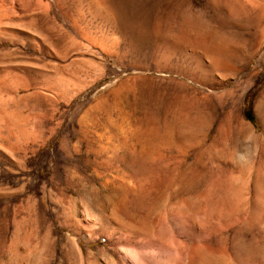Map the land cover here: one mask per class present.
Instances as JSON below:
<instances>
[{
    "label": "rangeland",
    "instance_id": "obj_1",
    "mask_svg": "<svg viewBox=\"0 0 264 264\" xmlns=\"http://www.w3.org/2000/svg\"><path fill=\"white\" fill-rule=\"evenodd\" d=\"M2 1L4 259L264 264V0Z\"/></svg>",
    "mask_w": 264,
    "mask_h": 264
},
{
    "label": "bare ground",
    "instance_id": "obj_2",
    "mask_svg": "<svg viewBox=\"0 0 264 264\" xmlns=\"http://www.w3.org/2000/svg\"><path fill=\"white\" fill-rule=\"evenodd\" d=\"M2 1V0H1ZM0 1V2H1ZM6 1V0H5ZM4 1V2H5ZM246 1V0H245ZM3 2V1H2ZM7 2V1H6ZM247 2V1H246ZM245 2V3H246ZM252 3V2H251ZM7 4V3H6ZM5 4V5H6ZM253 4H255V2H253ZM252 4V5H253ZM4 5V4H3ZM8 5H6V7H7ZM12 6V5H11ZM248 6V5H247ZM256 6V5H255ZM5 7V6H4ZM3 7V8H4ZM9 9L8 10H11V7H8ZM14 8V7H13ZM198 9V8H197ZM252 9V8H251ZM4 10V9H3ZM8 10L6 9V13H8ZM0 11H2L1 9H0ZM5 11V10H4ZM12 11H10V13H11ZM204 12V11H203ZM2 13H3V11H2ZM1 12H0V21H2V19L1 18H3V17H1V14H2ZM194 12H192V14H193ZM205 13H206V11H205ZM11 14H13V13H11ZM198 14V13H197ZM197 14H195V15H197ZM204 14V13H203ZM202 14V15H203ZM3 15V14H2ZM4 15H7V14H4ZM9 15V14H8ZM200 15V14H199ZM198 15V16H199ZM201 15V16H202ZM12 16V15H11ZM198 16H197V18H198ZM10 17V16H9ZM13 17V16H12ZM204 16H202V18H203ZM4 18H6V17H4ZM200 18V17H199ZM206 18V17H205ZM201 19V18H200ZM13 20V19H12ZM202 20V19H201ZM6 21H7V18H6ZM6 21H5V23H6ZM14 22H15V20H13ZM204 21V20H203ZM205 21H208L207 20V18L205 19ZM9 22V21H8ZM4 22H1V24H0V43L2 42V41H4L5 39H6V33H4L3 32V29H2V24H3ZM12 23V22H11ZM203 23V22H202ZM207 23V22H206ZM212 24V21L210 22L209 21V24ZM2 25V26H1ZM5 25H7L8 26V23L7 24H5ZM5 25H4V27H5ZM9 25H10V22H9ZM12 25H14L13 23H12ZM12 25H11V27H12ZM203 25H205V24H203ZM207 25H208V23H207ZM206 26V25H205ZM223 26V25H222ZM15 27V26H14ZM189 27V26H188ZM199 27V26H198ZM200 27H201V25H200ZM193 28V27H192ZM8 29V28H7ZM7 29H5L6 31H7ZM185 29V28H184ZM196 29V28H195ZM204 30H206V28H204ZM211 30H213V29H211ZM211 30L209 31V32H211ZM217 30V29H216ZM188 31H190V29L188 30ZM193 31V30H192ZM198 31H200L199 29H198ZM218 31H220V30H218ZM217 31V35H219V32ZM195 32V31H194ZM214 32V31H213ZM11 33H12V31H11ZM189 33H191V31L189 32ZM194 34V33H193ZM209 34H211V33H209ZM203 35V34H202ZM216 35V34H215ZM262 36H264V35H262ZM14 37V36H13ZM221 40H223V39H221ZM14 41V40H13ZM225 41V40H224ZM220 42V41H219ZM3 43V42H2ZM13 43V42H12ZM12 43H11V45H12ZM224 43V42H223ZM209 44V43H208ZM217 44V43H216ZM6 47V46H5ZM216 47H217V45H216ZM218 48H220V47H218ZM1 49H2V47H1ZM216 49V48H215ZM202 51V50H201ZM204 54V53H203ZM204 55H206V54H204ZM205 57H207V56H205ZM8 64H10V63H8ZM212 64V63H211ZM29 65H31V64H29ZM25 67H26V65H25ZM26 69V68H25ZM39 69V68H38ZM43 69V68H42ZM45 70H46V68H45ZM31 71V70H30ZM5 72V74L3 75V76H1V73H4ZM32 72V71H31ZM37 72V71H36ZM13 74V76L12 75H10V74ZM25 74H26V72H24ZM15 66H6V67H3V66H0V100H2V99H4L5 97L2 95V94H4L3 93V91H9L11 94H12V96H16V94L18 93L17 91L18 90H16V94H15V89H17V88H15L16 86H15V80H18L17 78L15 79ZM18 74V73H17ZM47 75V74H46ZM60 75V74H59ZM59 75H58V77H59ZM18 76V75H17ZM20 76V75H19ZM24 76H27V75H24ZM44 77H46V76H44ZM57 77V76H56ZM27 78V77H26ZM25 79V78H24ZM45 79V78H44ZM55 79H57V78H55ZM58 79H60L61 80V77L60 78H58ZM22 80V79H21ZM47 80V79H46ZM23 81V80H22ZM56 81V80H55ZM58 82V84H60V82L61 81H59V80H57ZM62 81H63V79H62ZM18 82V81H17ZM25 82V81H24ZM56 83V84H57ZM33 84V83H32ZM55 84V83H54ZM22 85H23V83H22ZM62 86V85H61ZM17 87H20V86H17ZM24 87V86H23ZM42 87H43V85H42ZM28 88V87H27ZM26 88V89H27ZM29 88H30V85H29ZM21 89V88H20ZM22 90H23V88H22ZM21 90V91H22ZM49 90V89H48ZM47 90V91H48ZM25 91V90H24ZM29 91V90H28ZM46 91V92H47ZM35 92V91H34ZM42 92H43V88H42ZM45 92V91H44ZM45 92V93H46ZM7 93V92H6ZM28 93V92H27ZM32 93V92H31ZM8 94V93H7ZM34 94V93H33ZM38 94V93H37ZM47 95H48V93H46ZM1 95L3 96L2 97V99H1ZM5 95V94H4ZM9 95V94H8ZM26 95V94H25ZM30 95V94H29ZM35 95V94H34ZM43 95V94H42ZM41 95V96H42ZM14 96V97H15ZM40 96V97H41ZM45 97H48V96H45ZM8 98H9V96H8ZM26 98V97H25ZM28 98V97H27ZM41 98H43V97H41ZM11 99H12V97H11ZM14 99V98H13ZM9 99H6V102L8 101ZM4 102V104L6 103L5 102V100H3ZM2 102V101H1ZM0 102V197H1V194H2V180L4 179L3 178V176H4V174L2 173V164H3V161H10V162H12L13 160H15V159H13L12 158V155H11V153H12V149L13 148H11L12 147V145L11 146H7V145H5V143H4V141L5 140H12L11 138H13V140H14V142H13V147L15 146V128H17V127H19V126H21V125H19V118L16 120L15 119V114L17 115V113L15 112V105L13 106L11 103H8L9 104V106H8V104L6 105V106H8V107H10V108H6L2 103ZM18 102V101H17ZM13 103V102H12ZM14 104H15V100H14ZM11 105V106H10ZM41 114H42V112H41ZM19 115V114H18ZM30 115V114H29ZM29 115H25L26 117H28V118H30L29 117ZM20 116V115H19ZM18 116V117H19ZM22 116V115H21ZM24 116V115H23ZM22 116V117H23ZM24 116V117H25ZM44 116H46V115H44ZM43 116V117H44ZM42 117V116H41ZM42 117V118H43ZM17 118V117H16ZM28 118L26 119V120H28ZM21 119H24V118H21ZM25 120V119H24ZM24 120H22V121H24ZM25 120V121H26ZM44 120V119H43ZM46 120V119H45ZM27 122V121H26ZM26 122H23V124L25 123V125L26 124H28V123H26ZM45 122V121H44ZM43 122V123H44ZM41 123V122H40ZM21 124H22V122H21ZM42 125V124H41ZM26 126H28V125H26ZM29 126H32V125H29ZM38 126H40V125H38ZM43 126V125H42ZM25 127V126H24ZM33 127H36L35 125L33 126ZM30 128V130H32V129H35L36 130V128ZM39 128V132H40V128H41V126L40 127H38ZM44 128H45V126H44ZM43 128V129H44ZM26 127H25V129L24 130H22V131H24V132H22L23 134L22 135H24L26 138H28V139H32L31 137V134H33L34 133V131L32 132V131H29L28 132V129H29V127H28V129H27V131H26ZM42 129V130H43ZM37 131V130H36ZM30 132H32V133H30ZM38 132V133H39ZM46 132V131H45ZM20 133V132H19ZM18 133V134H19ZM37 132H35V135L36 134H38ZM43 133V132H42ZM45 134V133H44ZM43 134V135H44ZM17 136V135H16ZM20 136V135H19ZM23 136V137H24ZM18 137V136H17ZM10 138V139H9ZM34 138H37V137H35L34 136ZM41 139L43 138V136H41L40 137ZM19 140H20V137L18 138ZM26 140V139H25ZM35 139H33V141H34ZM27 141V140H26ZM35 141H38V140H35ZM43 141H44V139H43ZM12 142V141H11ZM30 142V141H29ZM32 142V141H31ZM38 142H40V141H38ZM21 143H22V140H21ZM25 144V143H24ZM33 144H34V142H33ZM40 144V143H39ZM43 145H44V143H42ZM18 145V144H17ZM35 145V144H34ZM34 145H32V146H34ZM19 146V145H18ZM22 146V145H21ZM25 146H26V144H25ZM29 145H27V147H28ZM26 148V147H25ZM34 149V148H33ZM16 150V149H15ZM23 150H24V148H23ZM25 151H27V150H25ZM28 151H30V149H28ZM36 151V150H35ZM17 152V151H16ZM44 153V152H43ZM42 153V154H43ZM14 156V155H13ZM43 156H44V154H43ZM32 160V159H31ZM9 175V174H8ZM6 177V176H5ZM7 178V177H6ZM5 181V180H4ZM8 183V182H7ZM9 222V221H8ZM15 234V233H14ZM14 239V238H13ZM51 242V241H50ZM112 244V243H111ZM110 244V245H111ZM43 244H40V243H36V242H22V243H20L19 245H18V247H17V252H18V257L16 258V260H15V256L13 255L14 254V252H15V245L13 244V243H10L9 244V246L7 247V249H8V251H9V253H10V255L9 256H7L5 259H4V256H3V252H4V250L5 249H3V243H2V237H1V231H0V264H84V258H83V250H82V248H81V246L78 244V243H76L75 241H73V240H70V241H68L67 242V244L64 246V253H63V255L58 259V260H56V259H54V258H52L53 256L52 255H43V254H36V250H38L41 246H42ZM113 245V244H112ZM117 245V244H116ZM61 246V245H60ZM114 247L113 248H115L116 246L115 245H113ZM141 247V246H140ZM117 248V247H116ZM39 251V250H38ZM56 253V252H55ZM91 254V253H90ZM145 256V255H144ZM57 262V263H56Z\"/></svg>",
    "mask_w": 264,
    "mask_h": 264
}]
</instances>
